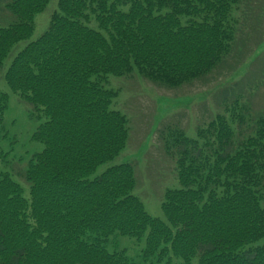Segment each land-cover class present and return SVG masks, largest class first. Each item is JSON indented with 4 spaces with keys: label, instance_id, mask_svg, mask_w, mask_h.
<instances>
[{
    "label": "trees",
    "instance_id": "obj_1",
    "mask_svg": "<svg viewBox=\"0 0 264 264\" xmlns=\"http://www.w3.org/2000/svg\"><path fill=\"white\" fill-rule=\"evenodd\" d=\"M49 1L0 0V12L11 15L0 22V76L31 105V118H43L31 136L43 148L24 167L0 169V264H133L124 249L109 250L119 236L144 238V257L159 261L264 264V105L253 103V66L262 63L264 75V51L224 86L221 109L194 136L179 120L158 128L180 183L165 192L166 221L133 193L132 162L89 178L130 137L128 116L111 108L120 90L108 87L110 76L139 74L170 88L203 79L235 52L264 7L256 11V0H59L46 31L4 69ZM261 38L245 43L232 75ZM9 103L0 90V130ZM1 140L0 162L8 165Z\"/></svg>",
    "mask_w": 264,
    "mask_h": 264
},
{
    "label": "rangeland",
    "instance_id": "obj_2",
    "mask_svg": "<svg viewBox=\"0 0 264 264\" xmlns=\"http://www.w3.org/2000/svg\"><path fill=\"white\" fill-rule=\"evenodd\" d=\"M58 2L59 0H50L45 10L37 14L33 34L14 46L11 54L5 60L4 69L9 66L18 51L46 31L52 13L58 9ZM256 2L254 3L256 11H261V6L264 7V0H256ZM10 17L8 11L0 12V22H4ZM250 24L252 26L239 37L235 52L211 74L191 84L170 88L158 85L139 74L131 78L110 76L108 87L120 90L119 95L113 100L111 108L121 110L128 116L130 137L125 149L115 159L100 165L94 173L89 175V178H94L110 166L132 162L135 165L137 177V185L133 193L142 199L146 209L153 216L166 221L162 209L165 192L169 188L180 187V183L175 161L168 157L161 147L158 128L165 122L179 120L187 133L194 136L196 127L206 124L221 109L220 98L224 86L243 75L254 57L264 51V17L257 18L256 14ZM255 34L257 39L262 37V41L248 58L242 60L232 75L233 70L240 63L239 59L243 56H241L240 50L242 47L244 48L247 41L253 39ZM257 39L252 40L253 43L250 47L256 45ZM254 64V74L258 75L259 84L253 96V103L258 110L264 105V75L259 74L262 63ZM0 90L8 92L10 95V105L6 111L4 128H1L0 135L2 136V147L11 151L8 156V160L11 162L8 165L0 162V169L12 172L11 168L24 167L31 155L43 148L42 143L31 139L34 130L43 121V118L33 119L30 117L31 105L21 100L19 95L11 90L3 76H0ZM21 158L24 160L22 163L20 162ZM22 182L27 189L28 184ZM258 243H264V237ZM144 247V238L139 240L130 236H119L116 239V245L108 246L110 251L124 249L133 264H185L182 258L174 255L162 261L145 258ZM191 264H198V262L195 259Z\"/></svg>",
    "mask_w": 264,
    "mask_h": 264
}]
</instances>
